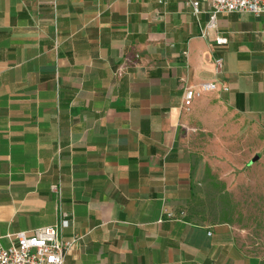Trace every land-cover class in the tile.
<instances>
[{"label":"crops","instance_id":"crops-1","mask_svg":"<svg viewBox=\"0 0 264 264\" xmlns=\"http://www.w3.org/2000/svg\"><path fill=\"white\" fill-rule=\"evenodd\" d=\"M208 10L194 14L188 0H0L3 246L59 222L64 239L77 237L64 264H264L227 224L184 213L186 129L210 119L211 100L264 130V12L218 14L204 36ZM202 81L228 90L188 112L183 91Z\"/></svg>","mask_w":264,"mask_h":264},{"label":"rangeland","instance_id":"rangeland-1","mask_svg":"<svg viewBox=\"0 0 264 264\" xmlns=\"http://www.w3.org/2000/svg\"><path fill=\"white\" fill-rule=\"evenodd\" d=\"M203 111L211 120L186 129L192 194L185 217L227 224L242 251L264 256V130L216 99Z\"/></svg>","mask_w":264,"mask_h":264},{"label":"built area","instance_id":"built-area-1","mask_svg":"<svg viewBox=\"0 0 264 264\" xmlns=\"http://www.w3.org/2000/svg\"><path fill=\"white\" fill-rule=\"evenodd\" d=\"M188 2L194 14L199 12L201 4L209 6L208 21L203 29L204 36L208 35L209 30L216 28L218 14L259 15L264 12V0H188ZM215 40L223 43L226 38L217 36ZM213 64L215 71H219L222 67V58H215ZM218 90H228V86H218L214 81H202L197 85L185 87L183 91L184 109L188 111L195 98L206 92ZM13 237L14 239H11L8 246L0 243V264H64L65 255L77 240L75 236L64 239L61 236L59 222L35 228L31 232L19 231L13 234Z\"/></svg>","mask_w":264,"mask_h":264},{"label":"water","instance_id":"water-1","mask_svg":"<svg viewBox=\"0 0 264 264\" xmlns=\"http://www.w3.org/2000/svg\"><path fill=\"white\" fill-rule=\"evenodd\" d=\"M258 156H255L254 159H256Z\"/></svg>","mask_w":264,"mask_h":264}]
</instances>
